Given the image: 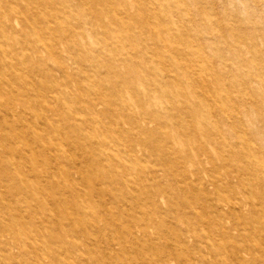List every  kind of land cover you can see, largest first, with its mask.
Masks as SVG:
<instances>
[{"label": "rangeland", "instance_id": "1", "mask_svg": "<svg viewBox=\"0 0 264 264\" xmlns=\"http://www.w3.org/2000/svg\"><path fill=\"white\" fill-rule=\"evenodd\" d=\"M0 264H264V0H0Z\"/></svg>", "mask_w": 264, "mask_h": 264}, {"label": "bare ground", "instance_id": "2", "mask_svg": "<svg viewBox=\"0 0 264 264\" xmlns=\"http://www.w3.org/2000/svg\"><path fill=\"white\" fill-rule=\"evenodd\" d=\"M202 163V162H201ZM173 253V252H172Z\"/></svg>", "mask_w": 264, "mask_h": 264}]
</instances>
